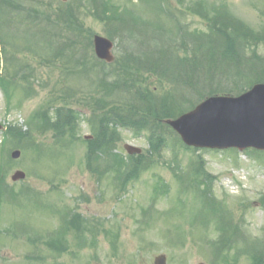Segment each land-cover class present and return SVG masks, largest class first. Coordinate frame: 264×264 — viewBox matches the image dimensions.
Instances as JSON below:
<instances>
[{
	"label": "trees",
	"instance_id": "obj_1",
	"mask_svg": "<svg viewBox=\"0 0 264 264\" xmlns=\"http://www.w3.org/2000/svg\"><path fill=\"white\" fill-rule=\"evenodd\" d=\"M139 1L144 5L142 13L123 9L114 0H70L56 8L46 0H0V58L3 54L7 77L14 75L16 79L21 54L39 55L45 64H54L56 59L62 66L73 62L68 70L80 74L90 68L89 63L95 67V73H87L91 95L83 101L91 111L84 116L94 133V139L85 141L87 169L100 179L109 177L120 190L162 160L173 137L177 145L184 146L165 123L167 119L183 114L207 97L238 95L256 83H264V30L253 29L224 9L203 8L201 2L191 4L187 11L201 17L206 29H193L186 21L187 11H180L171 0ZM145 12L155 16L154 20L143 17ZM85 17L101 23L104 32L118 43L119 58L114 64L107 65L87 50L88 45L93 47V34L85 27ZM67 50L68 63L64 59ZM152 78L157 79V85L149 82ZM13 79L0 76L9 101ZM22 91L25 96L33 95L31 85ZM48 112L38 111L33 119L49 124L56 137L74 141L79 111L59 106L52 117ZM121 129L145 135L149 144L146 154L126 156L116 152L122 140ZM6 134L14 144V139L29 136L16 127H10ZM193 152L187 171L175 153L172 162L177 164L170 168L182 188L186 185L203 196L207 208L217 217L216 230L221 235L209 243L216 251L235 248L231 259H223L229 264L237 263L239 256L247 257L249 264H264V236L250 239L242 227L232 224L231 212L215 199L213 176L206 170L205 160L196 149ZM168 191L166 183L156 182V195ZM261 204L264 207V196Z\"/></svg>",
	"mask_w": 264,
	"mask_h": 264
},
{
	"label": "rangeland",
	"instance_id": "obj_2",
	"mask_svg": "<svg viewBox=\"0 0 264 264\" xmlns=\"http://www.w3.org/2000/svg\"><path fill=\"white\" fill-rule=\"evenodd\" d=\"M50 1L54 8L59 5V0ZM125 1L128 2L126 4L136 5L131 0H118ZM171 1L178 6L176 0ZM197 2H201L203 8L214 6L222 10L226 6L228 14L255 30H264V15L261 14L264 0H186V4L190 5ZM143 14L152 16L147 12ZM86 18L83 21L86 29L104 36V26L90 17ZM189 19L194 21L191 23L193 28L204 29L199 17L190 15ZM87 50L90 53L93 51L89 45ZM69 53V50L65 53L66 63L70 62ZM18 60L21 70L18 67L16 79L12 78L14 75L10 77L13 79L11 104L0 84V120L4 124V129L0 131V165L3 161L9 162L7 166H0V179L14 185L15 190L33 188L36 194L27 200L19 199L16 206L1 205V219L5 222L1 223L0 229L10 228L11 222L19 218L31 227L29 232L25 227L26 233L19 234L28 242L29 238L54 233L59 224L56 212L62 208L65 220L68 218L70 221L69 227H72L75 219L79 220L80 233L75 235L64 230L62 251L51 247L46 249L45 246H42L44 251H40L34 244L28 242L27 245L23 239H14L7 242L5 248L0 245V264H154L155 257L162 253L168 256V264L227 263L222 257L212 260L214 247L207 244L221 235L214 228L217 222L212 217L216 216L209 215V209L203 208L206 204L204 197L186 185L182 188L169 168L177 164L172 162L175 153L183 170L187 171L195 156L193 151L177 145L175 137L169 138V147L163 152L162 160L143 172L139 180L126 190H116L109 177L99 180L86 168L87 143L84 139L85 136L94 135L84 116H89L91 111L83 101L91 95L87 73H95L92 63L88 64L90 68L84 74H80L78 70L74 73L68 70L73 67V62L62 66L56 59L54 64H45L39 55L27 54L19 56ZM0 70L2 75L7 76L3 62ZM149 82L155 85L157 79L152 78ZM28 85L33 88V95L25 97L22 89ZM59 106H70L79 111L80 123L74 141L56 137L55 130L49 124L33 119L37 111L47 108L52 116V110ZM8 127L31 133L24 139H14L22 152L17 160L11 158L16 146L4 137ZM121 133L118 149L124 154L125 143L144 150L149 148L145 135L135 136L128 130H121ZM27 142H36L46 152L36 156V148L32 151L22 149L21 146ZM173 144L175 151L171 150ZM196 153L205 160L206 169L213 176L215 199L231 212L232 224L242 227L250 239L263 237L264 207L261 198L264 196V155L212 150ZM16 170L26 172L24 181H11ZM159 178L169 185L170 191L156 198L154 186ZM201 211L210 218L206 227L199 224ZM68 213H71L70 217ZM237 226L236 229L239 228ZM230 233L234 235L233 231ZM55 239L59 240L58 236ZM234 252L235 249L225 252V257H232ZM34 253H37L36 258L27 257ZM249 262V259L241 256L235 264Z\"/></svg>",
	"mask_w": 264,
	"mask_h": 264
},
{
	"label": "water",
	"instance_id": "obj_3",
	"mask_svg": "<svg viewBox=\"0 0 264 264\" xmlns=\"http://www.w3.org/2000/svg\"><path fill=\"white\" fill-rule=\"evenodd\" d=\"M96 53L101 59L114 60L113 44L102 37L95 38ZM169 123L190 146L212 149L254 147L264 150V84H256L238 97H211L194 110ZM2 125L0 124V129ZM130 153L141 150L126 145ZM15 158L20 152L13 154ZM25 178L17 172L14 180ZM156 264H166V257L156 258Z\"/></svg>",
	"mask_w": 264,
	"mask_h": 264
}]
</instances>
